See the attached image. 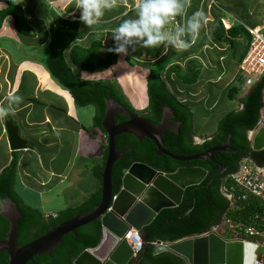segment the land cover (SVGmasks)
<instances>
[{
	"label": "crops",
	"instance_id": "0c3cea01",
	"mask_svg": "<svg viewBox=\"0 0 264 264\" xmlns=\"http://www.w3.org/2000/svg\"><path fill=\"white\" fill-rule=\"evenodd\" d=\"M13 1L21 8L26 24L24 28L28 27V33L27 30L22 33L23 26L21 30L17 29L11 16L0 22V106H7L12 94L23 97L22 102L14 106L12 114L6 118L12 119L21 138L28 144L26 149L12 152L5 130L6 118L0 119V172L16 156L18 194L27 205L38 209L45 217L55 216L66 208L80 205L101 190V178L95 175V170L104 166L107 138L105 133L93 126V107L77 106L69 92L43 65L51 32L57 26H76L78 36L64 53L72 72L87 82L111 81L114 79L112 69L118 70L123 66V54H119L116 64L105 71L87 73L73 66L71 49L75 45L89 47L93 41H100L104 47H117L113 30L124 20L137 18L138 0H112L114 6L107 9L93 26L79 20L77 0ZM181 2L184 4L183 13L170 20L165 31L174 32L177 25L186 27L188 18L196 11L204 12L206 24L194 41L186 32L184 38L191 42L187 50L178 52L168 46V55H162L165 49L163 44L161 53L154 59H157L155 62L166 61L161 78L169 91L193 111L194 130L198 129L203 140L199 141V136L194 138L202 143L215 132V127L213 132L208 131L211 118L216 117L217 125L230 111H240V100L250 91L251 86H243L239 63L249 47L247 32L257 28L264 31V0ZM6 8V2L0 1V12ZM231 28L243 32L231 36L227 34ZM141 58L150 57L144 55ZM190 62L197 64V68L193 69H197L199 74L196 83L186 85L172 67L177 66L186 72L192 69ZM148 74L147 67L143 73L136 72L130 76L135 83L131 96L135 97L139 105L142 104L141 111L146 110L148 105ZM114 80L117 86L124 89L119 79ZM237 84L241 88L240 93L230 102L229 89ZM124 90L121 92L125 96ZM130 105L134 107L131 102ZM263 113L264 107L260 114L264 123Z\"/></svg>",
	"mask_w": 264,
	"mask_h": 264
},
{
	"label": "trees",
	"instance_id": "16d2710c",
	"mask_svg": "<svg viewBox=\"0 0 264 264\" xmlns=\"http://www.w3.org/2000/svg\"><path fill=\"white\" fill-rule=\"evenodd\" d=\"M7 4V8L0 12V22L6 17L14 19L17 29L22 33H28L25 29V20L21 8L13 0H0ZM243 30L231 28L227 34L234 36L241 34ZM78 36V28L72 26L64 28L57 26L51 32V38L43 57V65L49 74L66 89L75 104L79 107H93V126L103 133L102 120L105 115V101L114 100L124 106L128 111L142 115L145 120L154 124H160L164 108H169L173 116L169 118L170 124H179L178 132L166 129L162 138L164 148L175 156L201 154L208 149L223 144L228 138L233 151H239L234 160H231V152L213 153L212 158H206L190 162H178L166 155L157 156L156 147L149 139L138 140L131 134H123L115 139L117 150L128 147L122 157L114 164L112 169L113 191L120 188L121 177L131 164L141 162L163 173L175 172L181 167H201L207 171V177L199 185L186 188L182 202L179 206L162 210L153 222L145 228L146 236L144 245L139 254V264H186L178 255L171 252L155 254L156 241L172 243L182 240L192 234L201 235L217 226L223 218L231 219L238 223H256L259 230L264 232V204L257 199L249 198L247 201L238 202V209L230 207V203L223 195L222 189L228 186L227 176L239 169V164L244 159L250 160L255 166L264 168V150L254 152L247 140L246 132L257 125L261 111L264 107V75L254 82L250 91L240 103V111H230L216 125L215 132L208 140L200 144H193L194 137L193 111L180 102L167 88L161 78L162 70L157 68L163 65L164 60L148 66L149 74L146 78V94L148 105L143 113H138L115 82L112 81H83L72 72L65 60L64 53ZM145 48L143 42L133 38L128 44V50L136 57L144 55L156 58L162 49ZM115 47H104L100 41H93L89 47L73 46L71 49V62L73 66L87 73L103 72L117 62L118 54L109 51ZM191 68L183 72L177 66L172 67L177 77L186 85L196 83L198 79L197 66L190 62ZM197 68V67H196ZM244 83V79L241 76ZM241 80L238 81V84ZM229 89L228 100L234 101L240 93L239 85ZM107 148L104 151V161ZM18 158L12 157L10 164L0 172V207L5 199L10 198L17 206L20 213L17 244H28L42 236L51 227L67 221L77 214H87L99 204L100 190L88 197L80 205L66 208L55 216L45 217L38 209L25 203L16 189ZM223 167L226 171L214 175ZM103 167L95 170V175L100 178ZM9 229L8 221L0 214V241L6 237ZM102 231L99 220H95L76 230V235L68 234L62 238L60 244L41 257H34L28 264H73L77 256L88 248L96 247L101 241ZM0 264H8L6 252H0Z\"/></svg>",
	"mask_w": 264,
	"mask_h": 264
},
{
	"label": "water",
	"instance_id": "95a60500",
	"mask_svg": "<svg viewBox=\"0 0 264 264\" xmlns=\"http://www.w3.org/2000/svg\"><path fill=\"white\" fill-rule=\"evenodd\" d=\"M105 106L101 125L107 138V154L100 175L99 204L91 212L77 214L51 227L34 241L20 246L17 244L20 213L10 198L5 199L0 207V214L8 221L9 229L5 239L0 241V252H6L8 264H28L36 256L50 254L64 236L76 235L78 228L95 220H99L101 224V241L96 247L83 251L73 264H132L140 256L133 257V252L124 239L125 234L134 229L143 240L146 236L145 228L162 210L179 206L186 188L199 185L207 177V171L201 167H181L175 172L163 173L145 163L135 162L123 172L120 188L114 192L113 166L129 149L127 147L123 150L116 149L115 138L118 135L131 134L138 140L149 139L157 149L156 154H164L178 162L212 158L216 151L232 152L228 138L223 144L201 154L175 156L164 150L162 141L166 129L178 132L179 124H170L168 121L173 116L169 108H164L160 124H154L113 100H106ZM116 115L124 116L127 120L116 124L113 120ZM5 130L12 152L27 148V141L21 138L19 129L12 119L6 118ZM248 142L252 151L264 150V123L261 116L255 128L249 132ZM222 172L223 167L214 177ZM257 247L255 243L248 241L224 240L212 231L208 234H192L172 243L156 241L154 252L174 253L186 264H253Z\"/></svg>",
	"mask_w": 264,
	"mask_h": 264
},
{
	"label": "clouds",
	"instance_id": "9594fccd",
	"mask_svg": "<svg viewBox=\"0 0 264 264\" xmlns=\"http://www.w3.org/2000/svg\"><path fill=\"white\" fill-rule=\"evenodd\" d=\"M114 6L112 0H77L76 7L80 10L79 20L88 26H93L104 16L105 11ZM137 18L126 19L113 30V39L117 47L109 49L116 54H129L128 48L133 38L142 41L145 48H158L165 44L162 52L167 54L168 46L182 52L191 46L189 39H185L186 32L191 40H195L206 24L203 11H196L187 20L186 27L177 25L175 31H165V26L184 11L181 0H138ZM23 100L20 95L12 94L8 98L7 106H0V119L12 114L14 106Z\"/></svg>",
	"mask_w": 264,
	"mask_h": 264
},
{
	"label": "built area",
	"instance_id": "2783aa9c",
	"mask_svg": "<svg viewBox=\"0 0 264 264\" xmlns=\"http://www.w3.org/2000/svg\"><path fill=\"white\" fill-rule=\"evenodd\" d=\"M249 33L251 40L240 65L241 76L247 87L252 86L264 75V31L249 30ZM226 181L228 186L224 187L222 192L233 209H238V202L247 201L249 198L257 199L264 204V168L257 167L250 160L244 159L239 169L227 176ZM114 199L113 196L112 200ZM250 221L249 223H238L223 218L217 226L205 234L213 231L224 240L255 243L258 247L253 264H264V232L257 228L252 219ZM132 236L138 239L133 240ZM124 239L130 246L133 257H137L144 245L139 234L134 229H130ZM155 244L156 242L153 243L154 246Z\"/></svg>",
	"mask_w": 264,
	"mask_h": 264
},
{
	"label": "rangeland",
	"instance_id": "374dc122",
	"mask_svg": "<svg viewBox=\"0 0 264 264\" xmlns=\"http://www.w3.org/2000/svg\"><path fill=\"white\" fill-rule=\"evenodd\" d=\"M247 35L249 36V42H248V46H249V43H250V40H251V35H250L249 32H247ZM167 55H164V56H167ZM244 57H245V55H244ZM244 57L242 58V60L244 59ZM135 59H136V56H135V58H133L131 56V54H128L127 56L124 57L123 66H121V68H118V70L112 69L111 74L114 77V79H119V81L122 83V86H123V88L125 90L122 89L120 87V85H118V87H119V89L122 92H123V90L126 91V94L127 95H125V97L126 96L128 97V98L126 97L127 98V101H129V103L131 102V104L135 107V109L136 108L139 109V110L136 109V112L143 113V111L140 110V107H141L142 104L139 105V103L135 100V97L131 96L132 95L131 94L132 93V88L135 89V86H133L135 83L131 80L132 77H130V76L134 75L136 72L137 73H139V72L143 73L144 70L147 69V67L149 66V64L155 63V61L157 59H151V58L148 59V58H141V57L137 59L138 61H136ZM242 60L239 63V74H241L240 65H241ZM162 67H163V65H161V67H159L157 69L158 70H163ZM125 76H127L128 78H125ZM114 79H111V81H113V82L116 81ZM140 81H138V83H137L138 85L140 84ZM126 83H128L129 86H127ZM244 85H245V83H243V86ZM201 98H202L201 95H199V99H201ZM263 115H264V113H263ZM90 116H91V114H90ZM215 121H216V117L213 116L211 118V124L208 127L209 128V130H208L209 132H213L214 127H216V124H215L216 122ZM200 135L201 134H200V132H198V129L195 128V130H194V136H195V138H198L197 136H199L200 137V138H198L199 141L203 140V136H200Z\"/></svg>",
	"mask_w": 264,
	"mask_h": 264
},
{
	"label": "flooded vegetation",
	"instance_id": "af4514ba",
	"mask_svg": "<svg viewBox=\"0 0 264 264\" xmlns=\"http://www.w3.org/2000/svg\"><path fill=\"white\" fill-rule=\"evenodd\" d=\"M114 101V100H113ZM114 102H116V101H114ZM117 103V102H116ZM139 113V112H138ZM113 120H114V122L116 123V124H120V123H123V122H125L126 120H127V118L126 117H124V116H120V115H116V116H114V118H113ZM170 123V122H169ZM253 130V129H252ZM252 130H248L247 132H246V136H247V140H248V135H249V132L250 131H252ZM118 136H121V135H118ZM117 136V137H118ZM116 137V138H117ZM115 138V139H116ZM142 140V139H141ZM140 140V141H141ZM191 141H192V143L193 144H200V143H198V142H196V140H195V138L193 137L192 139H191ZM124 148H126V147H124ZM123 148V149H124ZM128 148V147H127ZM163 148H164V146H163ZM129 150V149H128ZM157 150V149H156ZM164 150L165 151H167L165 148H164ZM168 152V151H167ZM231 152V151H230ZM238 153H239V151H233L232 150V152H231V154H232V156H231V160H234L235 158H236V156L238 155ZM160 155H162V154H160ZM160 155H158L157 154V156H160ZM164 155V154H163ZM241 163V162H240ZM240 165V164H239ZM226 171V169H224L223 168V172L222 173H224ZM221 173V174H222ZM210 231V230H209ZM140 261H141V257H139V259L138 260H136L135 262H133L132 264H139L140 263Z\"/></svg>",
	"mask_w": 264,
	"mask_h": 264
},
{
	"label": "bare ground",
	"instance_id": "6f19581e",
	"mask_svg": "<svg viewBox=\"0 0 264 264\" xmlns=\"http://www.w3.org/2000/svg\"><path fill=\"white\" fill-rule=\"evenodd\" d=\"M255 31L258 32V31H260V29L257 28V29H255ZM140 80H141V75H140L139 81ZM132 239L135 240L133 236H132Z\"/></svg>",
	"mask_w": 264,
	"mask_h": 264
}]
</instances>
